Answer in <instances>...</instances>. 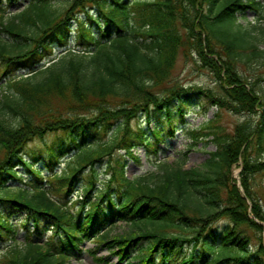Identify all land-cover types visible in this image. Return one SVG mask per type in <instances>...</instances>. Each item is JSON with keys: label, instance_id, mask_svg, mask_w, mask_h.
Returning a JSON list of instances; mask_svg holds the SVG:
<instances>
[{"label": "trees", "instance_id": "16d2710c", "mask_svg": "<svg viewBox=\"0 0 264 264\" xmlns=\"http://www.w3.org/2000/svg\"><path fill=\"white\" fill-rule=\"evenodd\" d=\"M3 1L23 0H0V79L5 82L0 95V241L11 233V220L22 213L32 222L33 234L41 238L50 230L51 235L43 245L29 238L24 249H9L0 264H65L67 252L90 239L103 244L119 262L128 258L131 247L145 240L151 242L134 256L137 264H152L158 248L164 254L166 248L173 252L178 245L198 241H203L204 252L211 258L216 247L209 241L217 242L222 252L216 263L264 264L263 228L256 223H264V209L251 187L254 176L264 173L260 159L264 101L237 69L264 65V24L237 23V14L248 10L264 22V6L257 0H61L65 7L59 11L53 7L59 0H28L20 12L6 14ZM92 6L97 17L90 14ZM80 13L88 23L78 19ZM71 22L77 23L76 49L34 69L42 58L37 48L67 46ZM179 54L194 58L200 69L211 74L221 93L169 86ZM18 70L28 72L15 76ZM193 95L218 110L259 111L258 121H245L231 134L218 124L216 113L190 131L195 143L216 147L201 169L185 170L184 161L158 163L157 173L130 180L123 163H109L108 179L87 203L95 165L104 155L120 143L129 155L134 142L146 145L141 129L132 139L129 122L139 114H145L149 122L151 113H164L172 134L171 112L176 110L182 119L186 99ZM204 103L202 113L208 108ZM110 130L108 140L102 142ZM49 134L64 140L47 149L44 163L49 172L61 158L76 152L67 170L59 176L52 173L60 182L55 193L63 191L68 196L82 172L90 169L92 173L82 190L85 199L75 212L54 199L42 186L40 172L25 159L26 146ZM153 135L156 141L161 139L160 132ZM238 162L243 194L231 174ZM17 167H24L40 182L30 191L8 188V181L18 176ZM219 218L229 223L221 235L205 231ZM118 222L128 224L131 231L110 237L109 229ZM23 227L29 226L24 223ZM175 228L182 232L187 228L193 237L166 232ZM254 236L258 246L249 251ZM195 260L193 253L185 261L194 264Z\"/></svg>", "mask_w": 264, "mask_h": 264}, {"label": "rangeland", "instance_id": "374dc122", "mask_svg": "<svg viewBox=\"0 0 264 264\" xmlns=\"http://www.w3.org/2000/svg\"><path fill=\"white\" fill-rule=\"evenodd\" d=\"M261 5L264 6V0H257ZM28 4V0H23L19 2H2V7L6 14H15L20 12L23 8ZM53 7L62 11L65 7L63 1L59 0L53 2ZM90 14L94 17H97V9L95 6L89 8ZM78 19L84 22L86 21L85 15L80 13L78 15ZM88 23V22H87ZM237 23L243 26H247L248 24L261 25L263 26V21L257 20V14L254 11L248 10L245 13L237 14ZM264 27V26H263ZM262 28V27H261ZM92 31L95 33L96 30L93 27ZM68 42L66 49L75 48L76 42L75 39L77 37V23L71 22L69 24V32H68ZM262 44H264L262 42ZM39 53L42 55L41 60L37 65H35L34 69H38V67L43 65H48L53 59L58 58L60 55L64 54L65 48L59 47L58 44H53L49 50H44L42 48H37ZM2 66V62L0 63ZM240 71V74L244 78V80L252 86V88L257 92L259 97L264 101V65L251 64L250 69H247L243 66H238L237 68ZM28 72V70H18L14 73L15 76L24 75ZM4 80L0 79V95L2 92V85L4 84ZM169 86L173 84H178L179 86H183L184 88L189 87H198L202 89H211L213 91V95H216L218 92L221 93L220 88L215 84L214 78L211 76L209 72L204 69H200L195 59L191 56L184 57L181 54L177 56L175 65L173 70L169 74ZM194 92V91H193ZM188 101L187 108L185 110V114L182 116L176 111H172L171 114L174 119L173 123V132L169 134V125L166 120V115L164 113H151L150 121L148 122L147 116L145 114H139L135 119H132L128 124V130L132 134V139L135 138L137 133L141 131L145 134L146 145L143 143H135V147L131 151V154H126L121 146L123 143H120L118 148L114 149L110 152L109 155H104L99 162L95 165V172L93 179L94 187L93 191L90 193L87 203L94 200L95 191L98 190V187L101 186L108 179V168L109 163H114L119 161L124 164V172L125 176L134 180L138 177L148 175L150 173L158 172V163H167V164H176L180 161H184L183 169H201L202 166L210 159V153L213 152L216 147L213 143L197 142L195 143L190 139L189 133L192 130L199 129L202 125H204L209 120L213 119L216 113H219L220 118L218 120V124L223 128V130L227 133H233L237 125L244 123L245 121H249L252 124H255L258 121V112L254 114H246V113H235L231 110L223 109L218 110L215 106L204 103V99L201 96H190L186 99ZM204 105L207 108L205 113H202L201 106ZM174 109V108H173ZM153 112V111H152ZM116 126L112 127V132L114 131ZM154 131L160 132V140L156 141L153 135ZM111 130L106 133L103 141H107L109 136L111 135ZM62 137L59 135L49 134L46 135L42 140H35L26 146V157L25 159L29 164L33 165V170L40 172V177L42 178V186L48 189L54 195V199L60 202L61 205H65L68 208H71L72 211H76V207L73 205H80L81 199H85L82 194V189L85 187V182L87 180H91V171L85 170L82 172L78 181L74 182L70 186L71 194L69 196H65L64 192L55 193V189H57L60 185L59 180L52 176L55 173L59 176L64 170H67V165L72 163V158L76 154V152H70L64 158H61L59 163L54 164V170L49 172V170L45 167L44 159L47 154V149L54 145L56 141H64L61 140ZM128 139H125L124 142H127ZM149 145V147L147 146ZM148 147V148H147ZM253 152V151H252ZM255 156L253 153L252 157ZM132 157L137 159L134 160ZM33 158H36L38 161H34ZM260 159L264 160V154L261 155ZM240 162L234 165L231 170L232 178L236 179V186L239 189V192L243 194L242 188L238 181L239 174L241 171ZM16 172L18 176L16 179H11L7 183V187L14 188H22L27 191L30 190V184L39 183L38 179L27 169L24 167H17ZM252 189L255 193L257 200L260 201L261 206L264 209V173H260L254 176L251 180ZM250 205V202H248ZM26 221V222H25ZM26 223L29 227L25 229L23 224ZM256 223L262 226V235H264V223L260 221H256ZM12 231L8 234L5 239L0 241V258L7 252L10 247H17L18 249H22L28 239H32L33 242H37L40 244H44L47 242L46 240L49 238L50 233L44 234L43 237H39L36 233L33 234L34 231L32 228V222L27 220V214L22 213L16 215L12 220ZM229 225L228 221L225 218H219L214 221L209 226H206L205 231L208 229H212L213 232L217 235H221L226 227ZM45 227V224H44ZM184 232L179 229H169L166 232L169 234H181L187 236L189 238L193 237V234L187 232L188 229L185 228ZM107 231L105 229L103 232ZM130 227L126 223H117L112 228L109 229L110 237L125 235L129 233ZM102 232V233H103ZM251 233V231H250ZM256 235V234H255ZM252 236V234H251ZM257 236V235H256ZM253 237V236H252ZM54 244H58V241H50ZM151 241H141L140 244L135 245L130 248V255L128 258L122 262L117 260V257L114 254L108 252L104 245L98 244L93 239L84 240L77 244V248L70 249L67 252L68 258L65 264H137V259L134 258L135 255L139 254L140 250L144 249L147 245H149ZM211 246L216 247L214 249L213 257L211 258L207 252H204V244L203 241L191 242V243H183L181 246L178 245L179 249H176L172 252L168 248L164 249V254L162 253L163 249H157L153 254V263L152 264H181L185 262L187 264L188 261H185L192 255L196 254L197 260L194 261V264H222L216 263L219 259V253H221V249L218 246L217 242L209 241ZM258 246V241L256 237L251 239L250 244L247 246L249 251H253L254 248ZM203 253V254H202ZM202 259H198L199 257ZM97 259H102V261H97ZM194 259V258H193ZM193 261V260H192ZM193 264V263H192Z\"/></svg>", "mask_w": 264, "mask_h": 264}]
</instances>
